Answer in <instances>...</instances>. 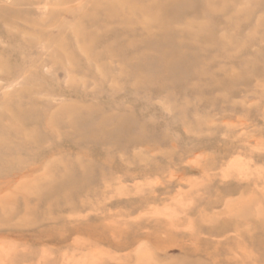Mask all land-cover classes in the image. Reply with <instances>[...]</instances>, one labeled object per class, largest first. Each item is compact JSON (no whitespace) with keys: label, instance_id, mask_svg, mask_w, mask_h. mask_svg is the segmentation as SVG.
<instances>
[{"label":"rangeland","instance_id":"obj_1","mask_svg":"<svg viewBox=\"0 0 264 264\" xmlns=\"http://www.w3.org/2000/svg\"><path fill=\"white\" fill-rule=\"evenodd\" d=\"M0 264H264V0H0Z\"/></svg>","mask_w":264,"mask_h":264}]
</instances>
